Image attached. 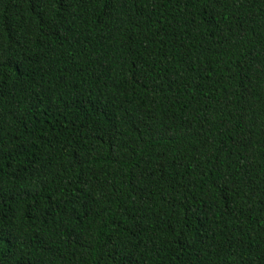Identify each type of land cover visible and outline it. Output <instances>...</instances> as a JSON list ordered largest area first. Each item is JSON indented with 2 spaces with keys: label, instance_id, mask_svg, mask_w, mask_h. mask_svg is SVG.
<instances>
[{
  "label": "trees",
  "instance_id": "16d2710c",
  "mask_svg": "<svg viewBox=\"0 0 264 264\" xmlns=\"http://www.w3.org/2000/svg\"><path fill=\"white\" fill-rule=\"evenodd\" d=\"M0 264H264V0H0Z\"/></svg>",
  "mask_w": 264,
  "mask_h": 264
}]
</instances>
